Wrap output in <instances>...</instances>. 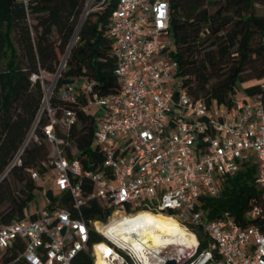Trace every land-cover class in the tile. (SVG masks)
<instances>
[{"label":"built area","instance_id":"built-area-1","mask_svg":"<svg viewBox=\"0 0 264 264\" xmlns=\"http://www.w3.org/2000/svg\"><path fill=\"white\" fill-rule=\"evenodd\" d=\"M105 1L87 0L83 17L89 13V2L99 7ZM170 1L117 0L108 37L114 43L118 94L100 97L92 92L90 81L80 87L65 85L57 93L71 104L77 101L79 88L87 96L83 111L98 118L93 138L103 156L99 171L85 170L73 156L74 150L71 157L65 154L69 143L55 135L53 126L66 132L76 114L65 109L56 118L48 103L51 89L45 95L43 108L50 124L44 134L52 146L49 165L55 190L69 193L78 212L89 199L112 207L106 223H86L65 208L46 205L31 215L25 213L22 220L0 226V257L16 241L14 248L21 245L22 250L15 261L22 259L25 264H71L82 251L91 252L93 264L97 259L106 264H166L168 260L175 264H264V231L255 226L240 228L227 214L208 221L199 210L201 193L217 195L219 179L236 174L246 162L259 165L255 183L264 200V95L236 98L227 109L207 105L182 89L178 63L170 56ZM26 144L2 176L20 165ZM28 173L39 181L36 171ZM83 181L90 183V192L83 189ZM141 212L173 218L195 238V245L165 256L161 248L157 252L144 245L137 248L95 226L104 228ZM261 213L254 207L248 217ZM196 229L209 242L201 251ZM92 232L104 241L90 245Z\"/></svg>","mask_w":264,"mask_h":264},{"label":"trees","instance_id":"trees-1","mask_svg":"<svg viewBox=\"0 0 264 264\" xmlns=\"http://www.w3.org/2000/svg\"><path fill=\"white\" fill-rule=\"evenodd\" d=\"M87 0H0V226L22 220L27 206L40 188L39 181L50 173L49 149L44 128L50 118L43 108L45 80L54 75L48 99L56 118L63 110L76 114L75 123L63 132L53 126L55 135L68 142L85 170L99 171L103 156L94 144L98 118L83 111L87 96L80 91L73 104L57 97L65 85L80 87L93 83L100 97L118 94L120 83L114 43L108 37L110 18L117 0H106L83 17ZM170 56L178 63L180 87L192 98L207 105L230 108L241 89L240 98L264 95V0H171L169 3ZM64 60V67L60 63ZM250 83V84H248ZM248 84V85H246ZM32 132V137L27 140ZM19 166L2 176L16 152L24 145ZM45 164V165H44ZM259 165L246 162L232 176L220 178L215 196L201 193L199 210L208 220L228 215L240 228L259 227L264 231V200L255 176ZM28 170L38 173L39 181ZM83 189L91 191L89 182ZM48 208L60 207L73 218L106 223L113 208L89 199L79 212L69 193H46ZM257 207L261 215L248 217ZM35 215H32L34 218ZM166 217V216H165ZM198 251L208 246L201 229L195 230ZM104 241L92 232L89 244ZM9 247L0 264L15 261L22 247ZM19 246V245H18ZM13 264H25L22 259ZM71 264H93L90 251H82Z\"/></svg>","mask_w":264,"mask_h":264},{"label":"bare ground","instance_id":"bare-ground-1","mask_svg":"<svg viewBox=\"0 0 264 264\" xmlns=\"http://www.w3.org/2000/svg\"><path fill=\"white\" fill-rule=\"evenodd\" d=\"M163 214L141 212L134 218L115 221L102 228H96L105 235H116L119 239L131 242L135 247L145 248L151 252L159 248L175 246L179 251H189L195 245V238L173 218ZM96 264H106L97 259Z\"/></svg>","mask_w":264,"mask_h":264},{"label":"rangeland","instance_id":"rangeland-1","mask_svg":"<svg viewBox=\"0 0 264 264\" xmlns=\"http://www.w3.org/2000/svg\"><path fill=\"white\" fill-rule=\"evenodd\" d=\"M97 4L95 2H89L88 3V10L89 13L93 12L97 9ZM41 79L45 80L46 83L44 84V91L45 94L47 93L48 89L54 84L55 82V76L54 75H48V74H43L41 76ZM250 84V83H248ZM246 84V85H248ZM239 98L243 97V93L240 90H238V93L236 94ZM45 99V98H44ZM45 101V100H44ZM32 135H28L27 140L31 138ZM48 149H49V154L52 151V146L51 144L47 143ZM40 188L37 189L35 193V198L34 200L27 206L25 213L26 215H31L32 213L40 211L44 206L48 204V197L46 196V193L48 190L52 191L53 196H56L58 193L55 190L54 184H55V177L50 173L45 179H42L39 181ZM178 248L175 246H167L164 248L160 249V252L162 255H174L177 252Z\"/></svg>","mask_w":264,"mask_h":264},{"label":"water","instance_id":"water-1","mask_svg":"<svg viewBox=\"0 0 264 264\" xmlns=\"http://www.w3.org/2000/svg\"><path fill=\"white\" fill-rule=\"evenodd\" d=\"M61 233H64V229L61 231ZM166 264H175V262L173 260H168L166 261Z\"/></svg>","mask_w":264,"mask_h":264}]
</instances>
